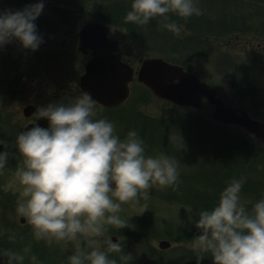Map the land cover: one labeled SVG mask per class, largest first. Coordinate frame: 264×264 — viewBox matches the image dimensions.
Instances as JSON below:
<instances>
[{
    "label": "rangeland",
    "instance_id": "rangeland-1",
    "mask_svg": "<svg viewBox=\"0 0 264 264\" xmlns=\"http://www.w3.org/2000/svg\"><path fill=\"white\" fill-rule=\"evenodd\" d=\"M16 1L23 0H0V12L5 10L15 12L16 9L11 5ZM70 1L77 0H42L44 7L40 15L49 16L51 14L52 17L65 18L67 21L71 18V22L77 20L78 23L87 22L91 17H98L113 25V27L111 26V35L120 39L124 58L128 59L134 67L137 68L142 59L152 56H163L174 62H182L188 66L189 71L198 74L218 89L227 101H233L238 107L244 108H251L252 104L256 103L259 109H256L257 113L254 115L256 118L264 120V105L259 106L261 99L264 102V77L257 79L264 72V70H260V65L264 63V55L256 52L257 48L244 45L242 48L233 50V54L239 57L234 58L231 63L227 60L226 54L222 56V52H227L229 49L226 45L228 37L231 35L237 37L239 32L246 33V28L234 27L230 29L228 34L224 31L217 34L213 31L212 34H207L213 37L211 41H208L207 38L210 37L201 39L199 34L194 33V29L180 20L177 24L181 26V31L170 34L173 37L172 46H182V48L179 51H170L160 44H169V39L164 40L165 36L160 28L156 29L157 34L153 28H148L146 25L136 24L135 27L128 28L115 24L117 21L114 20L120 16L123 4H128L132 0H82V4L79 5L80 8L83 7L81 11L71 13L70 9L69 14L63 16L62 9L70 8L71 4L67 3ZM30 2L29 6L40 2V0H30ZM75 3H80V1ZM194 4L199 6L198 8L202 11H200L199 16L205 20L211 17L212 23L221 14L223 17L226 14L230 18L234 8L238 10L239 7L244 9L248 5L250 6L244 0H200V2L194 0ZM206 4H208V12H204L207 8ZM253 7L255 13L251 18H257V16L263 18L264 2L253 4ZM40 15L39 17H42ZM154 20L161 19L157 17L151 21ZM188 20L195 22L196 18L193 15ZM205 20H201L199 23L202 25ZM220 25L226 27L229 24L223 18ZM254 27L257 28L258 33L262 32L260 37L264 38V31H259L257 26ZM144 33L148 34L146 43L153 44L155 50H151L147 45H142ZM217 37L220 38L216 39ZM65 38H62V41H65ZM262 42L264 43V40ZM66 43L68 44V41ZM77 45V40L73 38L66 50L67 53L57 58L56 80L52 81V84L49 83L46 89L43 83H39L37 80L31 81L33 74L27 76L24 82L29 83L30 86L34 83L35 89L20 90L22 88L20 83L22 82L15 86L7 82L9 79H12L13 83L18 81L13 79L14 74L8 73L4 77L5 75L0 73V140H5L7 137L15 139L14 135L11 136L9 133L12 130L17 131L24 122L28 121L23 113L28 103L40 100L41 106L49 103L68 104L81 95L83 90L79 87V79L84 72L87 56L78 51ZM159 47L161 48L159 49ZM251 66L258 67V69ZM32 71L37 70L34 68ZM230 72L234 76L236 72L242 75L241 84L247 91L257 79L259 84L253 85L250 92V94L255 95L250 97H247L249 93L243 96L239 95L230 85L229 80L234 81L231 74L229 76L226 74ZM11 75L13 76L11 77ZM238 91L240 92L239 89ZM136 93L134 105L126 111L108 113L98 106L96 107L97 116L94 119L106 118L112 122L115 125V132L121 140L126 139L129 131H136L144 142L146 156L154 158L167 156L176 160L179 173L176 183L168 187L153 185L149 189L147 200L138 197V202L121 204V210L117 215L121 219L128 220L131 227L116 229L114 226L105 225V230L101 236H78L76 241L68 242L53 240L52 244L49 245L45 240L38 241L34 238L28 223L24 224L25 227L20 222L21 216L16 209L18 201L21 200L22 187L16 177V170L22 166L23 157L13 150V148H17L16 142L10 141L7 143L6 149L9 153L8 163L4 169H0V206L3 203L2 199H10V205L13 207L8 206L11 211L6 214L2 212L3 209L0 207V264H7V258L3 256V253L9 250L24 255L23 264H33L32 256L37 258L36 264H69L68 258L72 255H69L71 251L68 252V245L74 251L73 254H75L77 245L86 252L96 249L103 251L106 248L105 241L111 240L112 235H117V241L123 246L125 253H130L133 256L134 259L129 264H156L158 258L160 264H163V259L164 264H167L168 261L173 264H213L211 254L206 256L194 247V238L201 234L200 230L195 227L199 213L204 210H211L204 203L199 202L198 194L201 193L203 196L209 193L215 194L214 192L218 190L223 191L232 180H243L248 183V186L254 182L261 181L264 183V153H261L260 150L258 165L255 164L257 154L253 150L242 151L245 154L243 157L240 151L239 156L233 161L220 155L218 165L219 167L223 166V171H218L220 168L217 165L215 168H211L214 171L206 172L200 178L198 172L201 169V163L205 162L206 151L212 150V146L220 137L222 140L219 142L222 146L218 152L225 151L224 148L228 146L224 142L227 141L224 136L213 137L215 135H209V133L217 132L218 128L217 124L212 126L204 121H208L209 115H212V105L207 101L203 102L200 114L204 118L201 117L203 120H200V118L187 116L190 108L176 106L168 100L160 99L151 91L137 90ZM7 96L8 98H4ZM250 99L254 101L251 102ZM197 120L202 123L201 129H196L200 135L185 142L190 146L191 143H195L198 147L196 148L197 154H193V151L188 154L184 153L187 149L184 144L181 145L180 136L182 138L187 136L188 131L194 133L192 125ZM233 127V131L243 130L238 126ZM196 158H199L201 163L196 161ZM8 164H13L14 169H8ZM204 171L205 168L203 167L202 172ZM261 195L260 199L264 198V192ZM194 197L195 199L190 201ZM240 197V203L248 210H251L252 206L260 200H257L256 193L246 191L244 185ZM217 203L211 204L216 206ZM211 204L210 206H212ZM12 235L15 236L14 240L9 239ZM164 238L172 241V247L168 250H160L159 248V240ZM124 239L127 240L123 242ZM36 247H45V249L42 252L36 251ZM116 255L117 253L110 254V258L116 259L117 264H121L120 255L117 257ZM153 255L158 258L155 259ZM189 255H193V257L188 259ZM201 256H203L202 259H200Z\"/></svg>",
    "mask_w": 264,
    "mask_h": 264
},
{
    "label": "clouds",
    "instance_id": "clouds-1",
    "mask_svg": "<svg viewBox=\"0 0 264 264\" xmlns=\"http://www.w3.org/2000/svg\"><path fill=\"white\" fill-rule=\"evenodd\" d=\"M43 7L40 0L23 10L0 12V48L18 40L23 48L37 50L43 41L34 21ZM170 13L183 19L201 14L194 0H132L124 19L147 25L159 17L163 29L179 33L181 26L170 21ZM35 114L49 123L46 128L33 126L17 137L23 160L16 170L22 187L16 211L26 218L38 241L51 245L53 240L101 236L105 225L131 227L117 215L121 204L138 202V197L147 200L153 185L168 187L178 179L177 161L146 156L136 131H129L121 140L112 122L94 119L96 101L86 91L68 104L37 107ZM8 158L7 151L0 152V169L6 167ZM243 183H228L217 205L201 211L195 223L201 234L194 238V247L210 253L213 264H264V198L248 210L240 203ZM105 244V250L91 252L77 245L69 264H117L110 258L113 253L121 254V264L134 259L119 241L106 240ZM3 256L7 264H23L25 260L24 255L10 250ZM31 260L36 264L35 256Z\"/></svg>",
    "mask_w": 264,
    "mask_h": 264
},
{
    "label": "water",
    "instance_id": "water-1",
    "mask_svg": "<svg viewBox=\"0 0 264 264\" xmlns=\"http://www.w3.org/2000/svg\"><path fill=\"white\" fill-rule=\"evenodd\" d=\"M108 27L98 22L88 23L80 32V48L90 47L94 50L93 58L82 77V86L99 102L105 105H116L123 102L129 95L128 83L132 79L133 69L121 62L119 54H113L117 49L116 42L109 40ZM139 79L147 84L158 96L181 105L201 106L203 96L215 104L214 117L223 123H236L264 140V122L253 119L242 110L240 115L232 106L218 96V91L200 80L196 75L184 70L183 67L171 64L162 58L146 59L139 71ZM174 81H178L174 83ZM47 120V119H46ZM48 120L38 126L48 125ZM34 124L22 128L28 130ZM20 132V133H21ZM3 144L0 143V152ZM114 187V185H113ZM21 221H25L22 217ZM170 243L161 241L165 248Z\"/></svg>",
    "mask_w": 264,
    "mask_h": 264
},
{
    "label": "flooded vegetation",
    "instance_id": "flooded-vegetation-1",
    "mask_svg": "<svg viewBox=\"0 0 264 264\" xmlns=\"http://www.w3.org/2000/svg\"><path fill=\"white\" fill-rule=\"evenodd\" d=\"M245 1L250 3V7L245 13H243L244 15L243 18L241 17V23L242 28H246L247 31L246 33L239 32L237 37H234L233 35L228 37L227 46L230 47V50H235L246 44L256 47L264 54V43L262 42L264 38L260 37L262 32L258 33L256 31L257 28L254 27L257 26L259 27V31H264V16L263 18L258 16L254 19L251 18L253 17V13H255L253 4H262L264 0ZM28 4H31V2H28ZM256 9L259 8L256 7ZM234 16L235 14L233 13L230 18L227 17V24L232 23V18H234ZM34 23L36 25L37 34L42 38L43 41L37 50L32 51L31 49L23 48L18 40H13L11 43L0 48V73L5 75L4 77H6L8 73L14 75L18 74L20 80H18L16 83H13L12 79H9L7 82H9V84H13L14 86L17 83L22 82L20 83V85H22L20 90L32 88L35 89L36 87L34 83L30 86L29 83L24 82L25 71L29 74V76L32 74L34 75L31 77V81L37 80L39 83H43V85H45V89L49 83L52 84V81H55L57 77V58L62 57V54L67 53L66 50L69 47L70 42L73 40V37L70 34V29H61L60 27H57L58 20L55 17L44 19L37 18ZM62 38H65V41H62ZM66 41H68V44ZM60 43L63 45L60 46ZM34 68L37 71L33 72L32 69ZM260 68L264 70V63L260 65ZM35 73H38V75H35ZM260 75H263L264 77V72H262ZM12 76L13 75H11V77ZM258 84L259 81H256L255 85ZM40 103V100H35L31 104H35L40 107ZM261 105H264L263 100ZM26 118H28V121L24 122V124L21 126L35 121L37 116Z\"/></svg>",
    "mask_w": 264,
    "mask_h": 264
},
{
    "label": "trees",
    "instance_id": "trees-1",
    "mask_svg": "<svg viewBox=\"0 0 264 264\" xmlns=\"http://www.w3.org/2000/svg\"><path fill=\"white\" fill-rule=\"evenodd\" d=\"M129 7L130 6H128V8H126V10H121V14L119 16L120 20L125 18L126 14H127L126 13L127 10L128 11L131 10V7L130 8ZM122 24L128 28H133L136 26L133 23H127V22H123ZM146 26L148 28L149 27L153 28L154 32H156V29L160 28L161 32L163 31V33H164V36H165L164 39L168 38L171 42H173V37L170 34L171 32L166 30V29H163L161 27V20L150 21V24H148ZM188 26L190 28L196 30L193 25L188 24ZM156 33L158 34V32H156ZM165 47H167V46H165ZM170 47L168 48L170 51H175V50L179 51L182 48V46H177V47L174 46L171 48ZM160 48L161 47H159V49ZM193 117L200 118V120H203V119H201V117L204 118V116L200 113H195L193 115ZM204 121L209 123L212 126H214L216 124L218 125L217 132L215 131L213 133H209V135L210 136L215 135L213 137L224 136L225 139L227 140L224 142H226L227 143L226 145H228V146H226V148H224V149H226L225 151H221L220 153L218 152L220 147L222 146L221 143L219 142L222 140V138L220 137V138H218V141L215 143V145L212 146V150L206 151V155H204V157H205L204 163H201L200 159L196 158V161H200V163H201V165H200L201 169L198 172V175L200 178L202 177V175L204 173H206V172L210 173L211 171H214L211 168H215L219 164V156L220 155L224 158L229 159V160L231 159L230 161H233L234 159H236L239 156L240 151L242 152L244 150H253L257 154L255 164L258 165V163L260 162V160H259L260 150H261V153H264V144L262 142H260L259 140L255 139V138H250L245 133H242V134L237 133L236 131H233L231 128H229L226 125L214 122L211 118H209L208 121L207 120H204ZM192 126H193L192 129H193L194 133H192L191 131H188L187 136H183V138H182V141H183V144L185 145V148L187 149V151H189V152L184 151V153H187V154L192 152V151H193L192 152L193 154H197L196 148H198V147L195 145V143H191V146H190V145L186 144L185 142L188 141L189 139H194V136L200 135L199 131H196V129H201L202 123H201V121L197 120V121H195V123ZM181 131L183 132V130H181ZM241 138H243V139H241ZM244 155H245L244 152H242L241 156L243 157ZM251 157H254V156L251 155ZM263 165H264V163H263ZM203 167L205 168L204 172H202ZM218 167H219V165H218ZM225 167L228 169L227 166H225ZM219 168L220 169H218V171H223V166H220ZM263 168H264V166H263ZM243 185L246 186V191L257 194V200L262 197L261 193L264 192V183H262L261 181L260 182H254L249 186H248V183L244 182ZM221 192H222V190H218V191L214 192L215 194L209 193V194H204L203 196L201 195V193H199L198 197L200 199H198V200H199V202L201 201L202 203H204L206 205V207H208V209H212V207L213 208L215 207V204H211V203H215V202L217 203V201L219 200V196H220ZM191 194H194V193H191ZM194 199H195V197L192 198L190 201H192ZM7 201H9V199H7ZM210 204L212 206H210ZM204 254L207 255L210 253H204Z\"/></svg>",
    "mask_w": 264,
    "mask_h": 264
}]
</instances>
